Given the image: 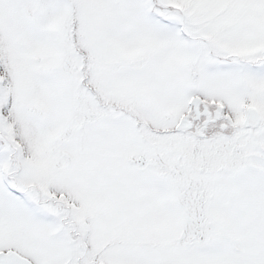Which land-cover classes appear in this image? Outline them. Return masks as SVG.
<instances>
[{"label":"snow or ice","instance_id":"snow-or-ice-1","mask_svg":"<svg viewBox=\"0 0 264 264\" xmlns=\"http://www.w3.org/2000/svg\"><path fill=\"white\" fill-rule=\"evenodd\" d=\"M0 264H264V0H0Z\"/></svg>","mask_w":264,"mask_h":264}]
</instances>
